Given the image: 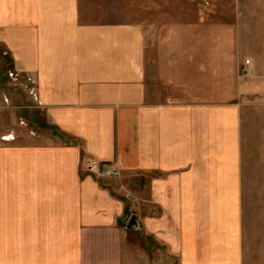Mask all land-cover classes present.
Segmentation results:
<instances>
[{
  "label": "crops",
  "instance_id": "crops-1",
  "mask_svg": "<svg viewBox=\"0 0 264 264\" xmlns=\"http://www.w3.org/2000/svg\"><path fill=\"white\" fill-rule=\"evenodd\" d=\"M226 14L172 48L78 0H0L56 134L0 140V264H264V0Z\"/></svg>",
  "mask_w": 264,
  "mask_h": 264
},
{
  "label": "rangeland",
  "instance_id": "rangeland-1",
  "mask_svg": "<svg viewBox=\"0 0 264 264\" xmlns=\"http://www.w3.org/2000/svg\"><path fill=\"white\" fill-rule=\"evenodd\" d=\"M78 10L83 21L131 23L143 28L148 42L163 38L176 48L187 33L199 30L201 21L206 26L200 29L208 30L226 20L232 0H78ZM4 52L0 48V140L47 147L56 134L37 100L35 80ZM241 72V78H250ZM107 164L121 175L120 168Z\"/></svg>",
  "mask_w": 264,
  "mask_h": 264
},
{
  "label": "built area",
  "instance_id": "built-area-1",
  "mask_svg": "<svg viewBox=\"0 0 264 264\" xmlns=\"http://www.w3.org/2000/svg\"><path fill=\"white\" fill-rule=\"evenodd\" d=\"M249 62L246 63V65H244V69L241 72L243 77H250L252 78L254 76V72L252 71V69L249 66ZM87 171L90 174L95 175L96 177L99 178H116L119 177V170L110 166L107 163L98 161V160H92L88 167H87Z\"/></svg>",
  "mask_w": 264,
  "mask_h": 264
},
{
  "label": "water",
  "instance_id": "water-1",
  "mask_svg": "<svg viewBox=\"0 0 264 264\" xmlns=\"http://www.w3.org/2000/svg\"><path fill=\"white\" fill-rule=\"evenodd\" d=\"M137 228H138L137 219H136V216H133L127 226V229L132 230V229H137Z\"/></svg>",
  "mask_w": 264,
  "mask_h": 264
}]
</instances>
